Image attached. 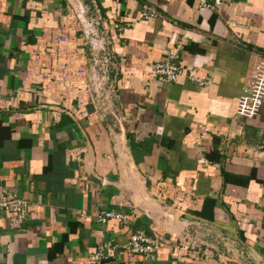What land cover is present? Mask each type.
<instances>
[{
	"label": "crops",
	"instance_id": "crops-1",
	"mask_svg": "<svg viewBox=\"0 0 264 264\" xmlns=\"http://www.w3.org/2000/svg\"><path fill=\"white\" fill-rule=\"evenodd\" d=\"M171 50L182 73L161 83ZM261 56L264 0H0V193L38 214L0 209V264H89L102 245L105 264H264V106L236 113ZM139 229L152 255L127 249Z\"/></svg>",
	"mask_w": 264,
	"mask_h": 264
},
{
	"label": "built area",
	"instance_id": "built-area-1",
	"mask_svg": "<svg viewBox=\"0 0 264 264\" xmlns=\"http://www.w3.org/2000/svg\"><path fill=\"white\" fill-rule=\"evenodd\" d=\"M212 7V5H210ZM157 15V12L148 6H144L141 12V17L148 18ZM65 38L64 36H62ZM75 47L68 49L69 57L77 53ZM56 51H52V56L56 59H51L54 64L58 60ZM254 65L247 81L244 84L243 91L239 97L236 113L245 118L257 117L260 114L261 107L264 100V56ZM176 53L174 51H167L162 59L152 64V78L161 83H170L177 80L182 73V68L176 62ZM67 60V59H66ZM76 59H68L64 61V68L62 71L64 77H70L67 70L71 61ZM56 73V72H55ZM67 74V75H66ZM192 80L204 84L205 81L190 77ZM68 85V84H67ZM66 85V86H67ZM0 209H3L10 215V220L13 224H20L26 221V218L37 219L38 214L31 210L30 204L23 198L17 197L11 193H0ZM130 218L129 214L122 210H99L97 212V220L101 224H105L110 219H116L120 223H125ZM161 238L159 236H150L144 230H136L130 234L127 242V249L132 254L137 255H152L160 246ZM109 245L100 246L88 259L89 264H105L106 249Z\"/></svg>",
	"mask_w": 264,
	"mask_h": 264
},
{
	"label": "trees",
	"instance_id": "trees-1",
	"mask_svg": "<svg viewBox=\"0 0 264 264\" xmlns=\"http://www.w3.org/2000/svg\"><path fill=\"white\" fill-rule=\"evenodd\" d=\"M263 106H264V100H263V104H262V107H261V111H263ZM260 111V113H261ZM128 137H130V135L128 134ZM135 146V144H134ZM218 152V149L216 147H214V151L211 153V154H208V158L210 160H220L219 158V154L217 153ZM224 179L228 182H235V183H238V184H243V185H246L247 184V180L246 178L244 177H241V176H236L234 174H229V173H226L224 172Z\"/></svg>",
	"mask_w": 264,
	"mask_h": 264
}]
</instances>
